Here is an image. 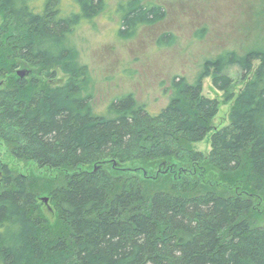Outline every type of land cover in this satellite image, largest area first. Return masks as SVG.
<instances>
[{
	"label": "trees",
	"instance_id": "16d2710c",
	"mask_svg": "<svg viewBox=\"0 0 264 264\" xmlns=\"http://www.w3.org/2000/svg\"><path fill=\"white\" fill-rule=\"evenodd\" d=\"M40 1L0 0V78L10 76L0 86V141L27 168L0 160V264H264V58L223 128L213 125L219 101L203 94V80L212 76L233 100L228 70L238 65L244 81L253 72V58L234 52L207 62L194 82L174 78L158 112L130 94L100 116L70 40L107 0ZM119 12L121 38L166 17L143 0ZM173 42L166 34L158 45ZM17 59L72 79L15 78ZM205 140L210 151H196Z\"/></svg>",
	"mask_w": 264,
	"mask_h": 264
},
{
	"label": "rangeland",
	"instance_id": "374dc122",
	"mask_svg": "<svg viewBox=\"0 0 264 264\" xmlns=\"http://www.w3.org/2000/svg\"><path fill=\"white\" fill-rule=\"evenodd\" d=\"M32 1L37 5L41 2ZM70 2L72 0H62L63 6ZM127 2L107 0L104 12L91 24L77 29L70 40L82 72L76 77L83 82V92L91 98L93 112L112 117L109 112L111 103L130 94L139 104L158 112L170 101L168 90L174 78L184 76L194 82L207 62L214 61L222 53L234 52L238 57L253 58V72L244 81L238 65L228 70L234 81L231 90L233 100L228 101L226 95L215 88L212 76L203 80V94L219 101L214 127L220 129L229 125L236 98L247 81L253 78L264 58V0H143L144 3L163 6L166 17L153 25L139 28L130 38H121L118 30L123 13L119 12V6ZM37 8L40 9V6ZM3 25L4 17L0 15V31ZM166 34L173 36L174 42L160 47L158 41ZM19 62L18 59L14 62L15 78H18ZM30 67L35 74L41 75L44 83L53 80V85H61L72 79L62 67L50 68L48 73L32 65ZM54 72L56 76L49 77ZM9 78V75L0 78V86H3V80L7 82ZM193 147L203 153L211 149L208 140ZM0 160L10 164L14 170L26 172V165L11 158L3 141H0ZM122 169L132 173L137 171L130 164L122 166ZM40 203L47 218L54 223L56 214L48 195L42 196Z\"/></svg>",
	"mask_w": 264,
	"mask_h": 264
},
{
	"label": "flooded vegetation",
	"instance_id": "af4514ba",
	"mask_svg": "<svg viewBox=\"0 0 264 264\" xmlns=\"http://www.w3.org/2000/svg\"><path fill=\"white\" fill-rule=\"evenodd\" d=\"M30 65L28 62H26L25 60H20V62L18 63V67L19 69L16 71V74L18 76L19 79H26V80H30V79H37L39 81H41V75L40 74H35V70L33 68H29ZM20 70H26V75L25 77L21 78L19 75H18V71ZM51 77V76H50ZM53 80H49V84L50 85H53Z\"/></svg>",
	"mask_w": 264,
	"mask_h": 264
},
{
	"label": "water",
	"instance_id": "95a60500",
	"mask_svg": "<svg viewBox=\"0 0 264 264\" xmlns=\"http://www.w3.org/2000/svg\"><path fill=\"white\" fill-rule=\"evenodd\" d=\"M18 75H19L21 78L25 77V75H26V70H20V71H18ZM45 201H47V199H45Z\"/></svg>",
	"mask_w": 264,
	"mask_h": 264
}]
</instances>
